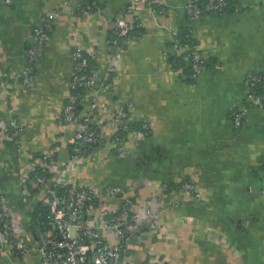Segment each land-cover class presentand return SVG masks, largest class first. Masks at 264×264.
<instances>
[{
  "label": "crops",
  "instance_id": "1",
  "mask_svg": "<svg viewBox=\"0 0 264 264\" xmlns=\"http://www.w3.org/2000/svg\"><path fill=\"white\" fill-rule=\"evenodd\" d=\"M93 1L0 0V77L12 82L7 99L0 85V176L9 204L24 214L22 232L32 246L14 253L0 241V264H41L32 214L42 204L35 192L31 205L21 199L20 171L44 151L57 153L58 166L67 163L72 134L59 122L71 88L73 44L78 38L85 46L96 44L103 74L114 14L127 2L73 12ZM187 1L160 0L164 14L140 6L146 30L126 47L106 93L112 108L133 102V130L123 153L112 145L97 147L74 180L98 189L119 184L162 208V231L134 234L128 264H143L152 255L163 264H264V108L251 106L239 128L232 119L252 91L246 75L264 71V0H233L232 8L196 20L183 7ZM49 11L58 15L36 63L35 85L27 88L9 76L26 66V49ZM183 27L208 61L193 79L184 69L189 62L174 67L164 54L172 31ZM14 116L25 129L10 140L3 131ZM143 123L150 125L149 134H140ZM182 180L194 181L198 190L164 188Z\"/></svg>",
  "mask_w": 264,
  "mask_h": 264
},
{
  "label": "built area",
  "instance_id": "2",
  "mask_svg": "<svg viewBox=\"0 0 264 264\" xmlns=\"http://www.w3.org/2000/svg\"><path fill=\"white\" fill-rule=\"evenodd\" d=\"M72 0H66L69 5ZM12 3L13 0H6ZM152 12L164 14L160 0H127L114 14L111 29L114 35L107 38L108 61L103 74L96 62V44L83 45L80 39L73 44V74L70 84V101L63 105L59 124L67 126L70 131L69 158L67 163L57 165L54 150L44 151L32 161L23 163L20 171V196L24 203L31 205L33 192L38 195L44 206L34 223V230L41 235V243L36 249L41 264H128L126 251L134 234L144 230L162 231V208L152 200H139L119 184H108L103 188L77 183L74 176L78 167L84 164L87 154L97 147L112 145L119 152H124V142L133 130V102L127 101L117 108L110 107L106 93L113 82L109 81L115 73L126 47L142 37L144 31L133 34L135 19L139 26H145L140 13L144 4ZM228 0H207L201 5L200 0H188L183 7L192 20L201 18L211 11L225 10ZM98 7L97 0L90 7L78 6L73 12L90 13ZM58 11L46 12L35 29V40L26 49L27 64L18 74L9 79L19 80L27 88L35 85L36 63L44 55L47 43L51 39L55 18ZM78 33V32H77ZM171 44L164 54L168 58H180L174 67H178L182 58L193 68V77L197 78L206 68V55L194 43H183L178 31H172ZM79 37V34H78ZM190 41V39H189ZM91 58L93 63L90 62ZM183 61V60H182ZM172 64V65H173ZM2 77V78H1ZM2 97L10 96L12 82L1 76ZM246 81L252 90L247 99L238 104L232 119L236 128L243 125L251 106L264 108V89L257 92V87L264 86V71L250 70ZM81 89L85 92L81 93ZM71 90L77 91L72 94ZM77 98L84 103V110L78 111ZM143 128V129H142ZM140 134H149L151 127L143 123ZM25 126L16 116L9 120L4 128V135L14 140L24 132ZM143 131V132H142ZM91 150L90 153H86ZM175 189L180 191H197V184L192 180L177 182ZM0 176V241L9 246L11 252L31 250L27 235L22 232L23 216L9 204L2 188ZM172 188L165 183L164 188ZM21 230V232H20ZM143 264H163L156 255Z\"/></svg>",
  "mask_w": 264,
  "mask_h": 264
},
{
  "label": "trees",
  "instance_id": "3",
  "mask_svg": "<svg viewBox=\"0 0 264 264\" xmlns=\"http://www.w3.org/2000/svg\"><path fill=\"white\" fill-rule=\"evenodd\" d=\"M111 0H97V3H98V7H100V8H103V7H106L108 4H109V2H110ZM207 0H200V3H201V5H203L204 6V4H205V2H206ZM234 5V2H233V0H228V4H227V6H226V9H230V8H232V6ZM161 7H163L162 5H160ZM225 9V10H226ZM189 16V15H188ZM134 27H133V29H132V33L133 34H138L140 31H145L146 29H145V26H139V20L138 19H135V23H134ZM112 35H114V32H113V30L112 29H110L109 30V33H108V38L109 37H111ZM178 36H179V38H180V40L183 42V43H186V44H188V43H190V42H192L194 39L193 38H191V36H193L192 35V31L189 29V28H187V27H183V28H181V29H179L178 30ZM189 39H190V41H189ZM194 44L195 45H197V43L198 42H196L195 40H194ZM171 44V41L169 42V45ZM73 49V48H72ZM170 59V61H171V63L173 64V62L174 63H176L180 58H169ZM183 60V61H182ZM182 60L180 61V64L182 63V64H184V62H186L185 61V58H182ZM90 62H94L93 61V59L91 58V60H90ZM173 66H174V64H173ZM184 69H186L187 71H189L188 73L191 75V78L193 79V68H192V66H191V64H187V65H185L184 66ZM114 77H115V73H112V75L109 77V81L110 82H113L114 81ZM263 88H261V87H257V92H262L263 91V89H264V86H262ZM71 92H72V94H76V92L77 91H75V90H71ZM85 92V90L84 89H81V93H84ZM69 95V94H68ZM70 101V96H67V98L65 99V101H64V104L66 103V102H69ZM77 101H78V103H80V105L78 106V111H80V112H82L83 110H84V103L82 102L81 103V98H77ZM61 116V115H60ZM61 120V119H60ZM72 148H73V144H71V145H69V149L70 150H72ZM91 152V150H88L86 153H90ZM91 154V153H90ZM56 155H57V153H56ZM87 155H89V154H87ZM179 183H177V182H171L170 183V185L172 186V187H175L176 185H178ZM44 210V206H40V207H37L34 211H33V220H35L36 218H37V216L39 215V213H40V211H43Z\"/></svg>",
  "mask_w": 264,
  "mask_h": 264
},
{
  "label": "water",
  "instance_id": "4",
  "mask_svg": "<svg viewBox=\"0 0 264 264\" xmlns=\"http://www.w3.org/2000/svg\"><path fill=\"white\" fill-rule=\"evenodd\" d=\"M86 1H89V0H86Z\"/></svg>",
  "mask_w": 264,
  "mask_h": 264
}]
</instances>
